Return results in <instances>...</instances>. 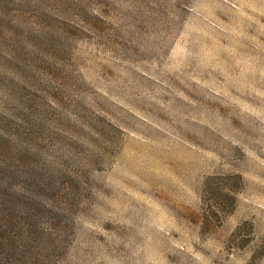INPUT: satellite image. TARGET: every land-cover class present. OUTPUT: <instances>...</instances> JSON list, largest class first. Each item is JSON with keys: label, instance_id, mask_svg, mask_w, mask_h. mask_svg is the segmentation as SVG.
<instances>
[{"label": "rangeland", "instance_id": "obj_1", "mask_svg": "<svg viewBox=\"0 0 264 264\" xmlns=\"http://www.w3.org/2000/svg\"><path fill=\"white\" fill-rule=\"evenodd\" d=\"M0 264H264V0H0Z\"/></svg>", "mask_w": 264, "mask_h": 264}]
</instances>
